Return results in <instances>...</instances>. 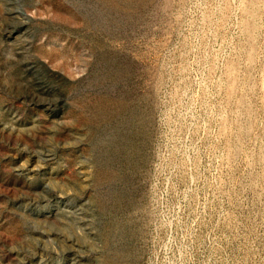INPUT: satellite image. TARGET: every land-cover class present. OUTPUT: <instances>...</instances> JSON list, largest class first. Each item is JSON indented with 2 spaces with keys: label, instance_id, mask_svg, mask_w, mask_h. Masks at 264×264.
I'll return each mask as SVG.
<instances>
[{
  "label": "rangeland",
  "instance_id": "obj_1",
  "mask_svg": "<svg viewBox=\"0 0 264 264\" xmlns=\"http://www.w3.org/2000/svg\"><path fill=\"white\" fill-rule=\"evenodd\" d=\"M0 264H264V0H0Z\"/></svg>",
  "mask_w": 264,
  "mask_h": 264
}]
</instances>
